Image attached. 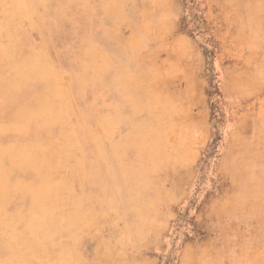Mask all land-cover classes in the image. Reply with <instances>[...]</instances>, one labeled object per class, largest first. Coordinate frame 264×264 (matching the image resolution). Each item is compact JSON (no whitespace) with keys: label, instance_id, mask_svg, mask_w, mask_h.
Listing matches in <instances>:
<instances>
[{"label":"rangeland","instance_id":"374dc122","mask_svg":"<svg viewBox=\"0 0 264 264\" xmlns=\"http://www.w3.org/2000/svg\"><path fill=\"white\" fill-rule=\"evenodd\" d=\"M0 264H264V0H0Z\"/></svg>","mask_w":264,"mask_h":264},{"label":"bare ground","instance_id":"6f19581e","mask_svg":"<svg viewBox=\"0 0 264 264\" xmlns=\"http://www.w3.org/2000/svg\"><path fill=\"white\" fill-rule=\"evenodd\" d=\"M42 1L43 0H25V2L28 3L29 6H32V5L36 4V3H40ZM99 30H101V28H99ZM77 39H79V40L82 41V40H84V37L78 36ZM76 59H75V61H76ZM75 67H77V64L76 63H75ZM89 68L92 69V75H91V78L90 79L87 80L85 78H82L83 76L81 77L80 76L81 74L79 75L78 72H76V75L74 77V81L76 83H79L78 86H80V89H79L80 91H84L85 92V91H87L88 88H95V87H97V80H96L97 74L95 73L94 67L89 66ZM102 101H103V99H102ZM88 117H92V118L95 119L96 117H99V115H98V112H94L93 114H91ZM134 119H136V117H134V116H131L130 117V120H134ZM87 120L90 121L89 118H87ZM78 122H79L80 129L83 131V124H82L83 122L81 121V119H79L77 121V123Z\"/></svg>","mask_w":264,"mask_h":264},{"label":"crops","instance_id":"0c3cea01","mask_svg":"<svg viewBox=\"0 0 264 264\" xmlns=\"http://www.w3.org/2000/svg\"><path fill=\"white\" fill-rule=\"evenodd\" d=\"M94 188H95V187H93V185H89V189H90V190H91V189H94ZM90 190H89L88 193L86 194V195L89 196V198H90V195H91ZM86 210H87V211H94V210H93V207L91 206V204H90L89 202H88V204H87ZM99 210H100V208H99Z\"/></svg>","mask_w":264,"mask_h":264}]
</instances>
